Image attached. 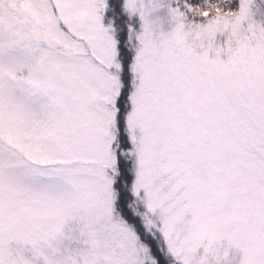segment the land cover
I'll return each instance as SVG.
<instances>
[{"label": "snow or ice", "instance_id": "1", "mask_svg": "<svg viewBox=\"0 0 264 264\" xmlns=\"http://www.w3.org/2000/svg\"><path fill=\"white\" fill-rule=\"evenodd\" d=\"M251 5L0 0V264H264Z\"/></svg>", "mask_w": 264, "mask_h": 264}, {"label": "rangeland", "instance_id": "2", "mask_svg": "<svg viewBox=\"0 0 264 264\" xmlns=\"http://www.w3.org/2000/svg\"><path fill=\"white\" fill-rule=\"evenodd\" d=\"M250 7L254 22L264 26V0H254Z\"/></svg>", "mask_w": 264, "mask_h": 264}, {"label": "trees", "instance_id": "3", "mask_svg": "<svg viewBox=\"0 0 264 264\" xmlns=\"http://www.w3.org/2000/svg\"><path fill=\"white\" fill-rule=\"evenodd\" d=\"M238 4H239V0H234V6L238 7Z\"/></svg>", "mask_w": 264, "mask_h": 264}, {"label": "clouds", "instance_id": "4", "mask_svg": "<svg viewBox=\"0 0 264 264\" xmlns=\"http://www.w3.org/2000/svg\"><path fill=\"white\" fill-rule=\"evenodd\" d=\"M254 3V0H252V4Z\"/></svg>", "mask_w": 264, "mask_h": 264}]
</instances>
